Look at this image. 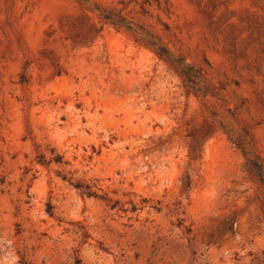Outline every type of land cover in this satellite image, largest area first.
Instances as JSON below:
<instances>
[{
    "label": "rangeland",
    "instance_id": "obj_1",
    "mask_svg": "<svg viewBox=\"0 0 264 264\" xmlns=\"http://www.w3.org/2000/svg\"><path fill=\"white\" fill-rule=\"evenodd\" d=\"M0 264H264V0H0Z\"/></svg>",
    "mask_w": 264,
    "mask_h": 264
},
{
    "label": "trees",
    "instance_id": "obj_2",
    "mask_svg": "<svg viewBox=\"0 0 264 264\" xmlns=\"http://www.w3.org/2000/svg\"><path fill=\"white\" fill-rule=\"evenodd\" d=\"M161 52H164V50L162 49V51ZM161 55H162V53H161ZM160 55V56H161ZM75 188L77 189V190H79V191H82V193L83 194H86L88 197H92V196H95V194L94 193H92L91 191H90V188L89 187H86V186H84V185H82V184H75Z\"/></svg>",
    "mask_w": 264,
    "mask_h": 264
}]
</instances>
